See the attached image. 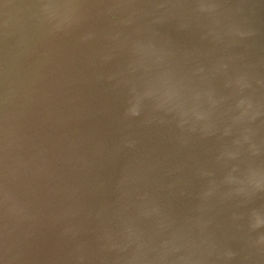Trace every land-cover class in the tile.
<instances>
[{
	"label": "water",
	"instance_id": "obj_1",
	"mask_svg": "<svg viewBox=\"0 0 264 264\" xmlns=\"http://www.w3.org/2000/svg\"><path fill=\"white\" fill-rule=\"evenodd\" d=\"M0 264H264V0H0Z\"/></svg>",
	"mask_w": 264,
	"mask_h": 264
},
{
	"label": "clouds",
	"instance_id": "obj_2",
	"mask_svg": "<svg viewBox=\"0 0 264 264\" xmlns=\"http://www.w3.org/2000/svg\"><path fill=\"white\" fill-rule=\"evenodd\" d=\"M129 114L132 115V116H139L140 115L139 111H132ZM180 126L183 127V122L181 123Z\"/></svg>",
	"mask_w": 264,
	"mask_h": 264
}]
</instances>
